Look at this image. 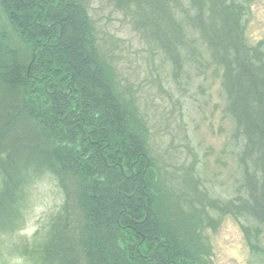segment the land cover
Instances as JSON below:
<instances>
[{
	"label": "trees",
	"instance_id": "trees-1",
	"mask_svg": "<svg viewBox=\"0 0 264 264\" xmlns=\"http://www.w3.org/2000/svg\"><path fill=\"white\" fill-rule=\"evenodd\" d=\"M227 1L155 0L164 22L152 29L166 26L185 49L189 27L224 67L245 172L241 211L264 224V45L247 44L241 10ZM152 165L144 122L101 56L87 0H0V234L20 218L27 177L50 173L69 217L34 250L44 264H205L187 194L177 197Z\"/></svg>",
	"mask_w": 264,
	"mask_h": 264
},
{
	"label": "rangeland",
	"instance_id": "rangeland-1",
	"mask_svg": "<svg viewBox=\"0 0 264 264\" xmlns=\"http://www.w3.org/2000/svg\"><path fill=\"white\" fill-rule=\"evenodd\" d=\"M154 1L87 0L101 56L119 94L144 122L156 175L177 197L185 191L193 206L203 262L264 264V224L241 211L245 172L236 156L242 148L233 139L235 122L226 113L224 67L189 27L183 29L185 49L178 37L167 39L166 26L159 28L161 37L155 34L152 25L164 21ZM227 3L241 10L247 44L264 45V0ZM176 8L174 16L182 24L184 9ZM191 11L200 13L198 7ZM208 13L209 8L205 20ZM65 204L55 176L30 174L19 192L20 218L11 233L0 234V264H44L34 250L42 251L58 222L64 227Z\"/></svg>",
	"mask_w": 264,
	"mask_h": 264
}]
</instances>
